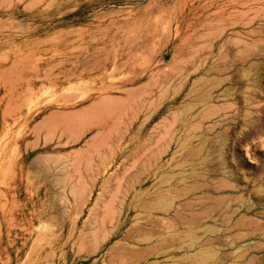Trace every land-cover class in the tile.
I'll return each instance as SVG.
<instances>
[{
	"label": "rangeland",
	"instance_id": "1",
	"mask_svg": "<svg viewBox=\"0 0 264 264\" xmlns=\"http://www.w3.org/2000/svg\"><path fill=\"white\" fill-rule=\"evenodd\" d=\"M229 253L264 264V0H0V264Z\"/></svg>",
	"mask_w": 264,
	"mask_h": 264
},
{
	"label": "crops",
	"instance_id": "2",
	"mask_svg": "<svg viewBox=\"0 0 264 264\" xmlns=\"http://www.w3.org/2000/svg\"><path fill=\"white\" fill-rule=\"evenodd\" d=\"M219 212V211H218ZM232 211H229V213H231ZM228 220H231V218L230 217H228ZM229 255H230V259L228 260V263L229 264H235V259H234V255H233V253H229Z\"/></svg>",
	"mask_w": 264,
	"mask_h": 264
}]
</instances>
